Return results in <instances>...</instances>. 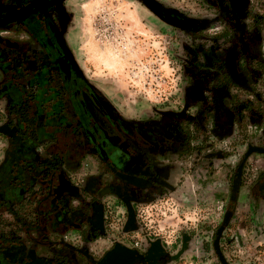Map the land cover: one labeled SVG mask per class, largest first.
<instances>
[{
	"label": "rangeland",
	"instance_id": "374dc122",
	"mask_svg": "<svg viewBox=\"0 0 264 264\" xmlns=\"http://www.w3.org/2000/svg\"><path fill=\"white\" fill-rule=\"evenodd\" d=\"M148 5L182 15L188 24L175 26ZM212 10L203 0H66L65 38L75 67L109 113L127 127L145 124L163 134L171 127L177 143L184 142L169 159L154 153L160 185L143 199L126 190L124 200L112 190L96 196L91 227L97 240L82 245L78 231L69 236L91 259L127 249L162 251L161 264H264V63L256 61L264 62V27L260 52L249 61V72L261 71L259 79L233 86V112L226 110L229 95L219 90V113L202 119L196 103L207 94L194 80L195 65L217 66L222 53L215 33L226 23ZM258 18L264 20V2L249 0L248 25H259ZM4 107L0 97V123ZM84 139L80 134L74 143V185L87 179L93 185L99 176L107 185L106 170ZM4 144L0 134V162Z\"/></svg>",
	"mask_w": 264,
	"mask_h": 264
},
{
	"label": "flooded vegetation",
	"instance_id": "af4514ba",
	"mask_svg": "<svg viewBox=\"0 0 264 264\" xmlns=\"http://www.w3.org/2000/svg\"><path fill=\"white\" fill-rule=\"evenodd\" d=\"M203 1L213 9L217 22H226V29L215 33L221 37L215 44L222 53L215 59L217 66L195 65L194 80L207 94L196 103L202 119L219 113L215 100L219 90L229 95L226 110L233 112V86L246 82L249 87L248 80L259 79L261 71L249 72V61L261 48L259 30L264 27L261 18L252 27L255 31L248 25L249 0ZM65 3L0 0L4 81L0 97L5 102L0 123L5 139L0 162V264H161L164 253L147 250L138 254L126 249L118 256L105 253L94 260L84 248H75L69 237L76 230L82 245L96 241L98 229L91 227L96 196L112 190L124 200L126 190L134 199H143L160 185L154 153L169 159L173 151L184 148V142L177 143L171 127L166 134L145 124L127 127L109 113L103 98L75 67L65 38ZM158 15L178 27L188 24L179 14L159 9ZM11 32L20 37H8ZM256 61L262 67L261 58ZM213 79L218 81L212 83ZM168 116L180 119L177 114ZM80 134L86 149L105 168L107 185H102L101 176L95 185H89L88 179L80 187L74 185V143Z\"/></svg>",
	"mask_w": 264,
	"mask_h": 264
},
{
	"label": "water",
	"instance_id": "95a60500",
	"mask_svg": "<svg viewBox=\"0 0 264 264\" xmlns=\"http://www.w3.org/2000/svg\"><path fill=\"white\" fill-rule=\"evenodd\" d=\"M148 6L151 8V10H152L154 13L158 14V10H159V9H158L157 7H155L154 5H148ZM166 18L170 20L169 16H167V15H166Z\"/></svg>",
	"mask_w": 264,
	"mask_h": 264
},
{
	"label": "trees",
	"instance_id": "16d2710c",
	"mask_svg": "<svg viewBox=\"0 0 264 264\" xmlns=\"http://www.w3.org/2000/svg\"><path fill=\"white\" fill-rule=\"evenodd\" d=\"M75 87H76V85H75ZM76 89V88H75ZM75 98L76 99H78L79 98V96H77V92L75 93ZM77 109H79V107H77ZM80 110H81V107H80ZM83 110V109H82Z\"/></svg>",
	"mask_w": 264,
	"mask_h": 264
}]
</instances>
